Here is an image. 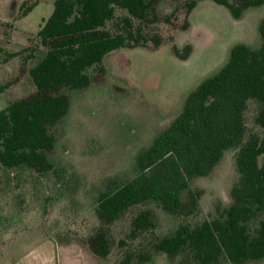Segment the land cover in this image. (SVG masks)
<instances>
[{"label": "rangeland", "instance_id": "374dc122", "mask_svg": "<svg viewBox=\"0 0 264 264\" xmlns=\"http://www.w3.org/2000/svg\"><path fill=\"white\" fill-rule=\"evenodd\" d=\"M185 1H160L154 7L158 21L140 26L144 39L153 33L164 39L159 47L109 52L101 59L100 75L89 71L92 80L84 90L55 92L68 96L69 109L49 129L55 137L47 156L51 171L37 174L23 166H0V264H120L125 254L149 247L180 222L193 227L228 207L229 191L237 180L234 150L224 151L208 176L190 180L189 190L200 191L198 211L192 216L168 215L154 202L128 209L108 226L95 216L97 194L107 183L120 185L134 176L135 156L178 115L185 98L226 63L229 50L237 44L250 49L259 46L257 29L264 18V4L247 8L233 19L224 7L198 1L186 18L187 28L177 30L184 20ZM22 2L33 5L26 15L17 17ZM52 3L0 0V85L12 82L0 92V110L35 91L26 73L31 60L23 62L22 54L3 63L7 53L23 48L35 57L41 55L35 34L50 15ZM172 12L170 24H164L162 18ZM185 46L190 52L180 59L172 47L181 55ZM255 112V103L249 101L243 114L245 135L264 138V130L253 123ZM258 163L264 166V154ZM185 195L186 191L180 194L182 201ZM140 210L150 213L154 228L130 236L129 221ZM100 228L108 241L104 258L94 257L87 247ZM149 259L147 264H177L184 258L168 260L161 252H150ZM131 264H136L135 257Z\"/></svg>", "mask_w": 264, "mask_h": 264}, {"label": "trees", "instance_id": "16d2710c", "mask_svg": "<svg viewBox=\"0 0 264 264\" xmlns=\"http://www.w3.org/2000/svg\"><path fill=\"white\" fill-rule=\"evenodd\" d=\"M160 1L53 0L50 15L41 21L35 34L41 55L35 57L23 48L7 53L4 59L3 64L24 54L23 62L32 61L26 73L35 91L0 110L2 168L23 166L37 174L52 170L47 156L55 137L49 129L69 109L68 96L55 92L84 90L92 80L89 71L100 75L101 59L109 52L159 47L164 39L157 33L144 39L140 26L158 21L154 7ZM198 1L203 0L184 2V20L177 30L187 28L186 18ZM209 1L224 7L233 19L240 18L247 8L264 4V0ZM32 5L22 2L17 17L26 15ZM115 10L123 15L115 16ZM173 17L172 12L161 21L170 24ZM257 31L259 46L250 49L234 45L226 63L185 98L178 115L135 156L134 176L120 185L107 183L97 194L94 211L102 226L111 225L128 209L146 202L156 203L174 217L192 216L198 211L200 191L189 190L190 180L208 176L223 152L234 150L237 180L229 191L230 204L199 225L189 227L180 222L171 234L155 238L149 247L125 254L120 264H131L133 257L136 264H147L150 252H161L168 260L183 256L177 264H257L264 260V166L258 163L264 154V138L246 136L243 123L251 101L256 105L253 123L264 130V18ZM172 50L180 59H186L190 52L189 46L181 55L174 47ZM11 83L0 85V92ZM184 191L182 201L180 194ZM129 228L130 236L152 231L150 213L138 211L130 219ZM87 247L98 258L108 255L103 229L92 235Z\"/></svg>", "mask_w": 264, "mask_h": 264}, {"label": "crops", "instance_id": "0c3cea01", "mask_svg": "<svg viewBox=\"0 0 264 264\" xmlns=\"http://www.w3.org/2000/svg\"><path fill=\"white\" fill-rule=\"evenodd\" d=\"M194 7H195V6H194ZM194 7H193V8H194ZM193 8L191 9V11H190L189 13H191V12L193 11ZM188 15H189V14H188ZM93 256H94V255H93ZM94 257H96V256H94Z\"/></svg>", "mask_w": 264, "mask_h": 264}]
</instances>
